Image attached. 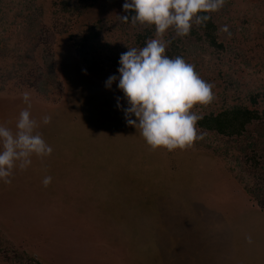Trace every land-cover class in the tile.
Masks as SVG:
<instances>
[{
  "label": "rangeland",
  "instance_id": "1",
  "mask_svg": "<svg viewBox=\"0 0 264 264\" xmlns=\"http://www.w3.org/2000/svg\"><path fill=\"white\" fill-rule=\"evenodd\" d=\"M4 1L12 22L5 35L20 29L12 19L18 7L12 5L21 2L23 7L30 4L50 26L75 24L66 13H52L49 5L55 0ZM85 5L79 7L86 12L83 16L93 11ZM222 9L216 15L227 12L222 20L247 37L246 52L252 49L248 54L253 57L247 58L252 67L239 69L237 77L246 89L258 87L264 93V49L255 50L253 44H264V0H225ZM173 35L177 37L174 31ZM99 40L98 57L90 67L81 48L63 61L84 75L75 72L71 77L70 87L81 89L73 103L57 61L45 69L52 75L40 89L18 75L0 86V109L5 108L0 124L15 131L17 117L27 107L22 93L29 91L32 118L40 122L52 116V122L41 123L37 131L53 149L43 160L34 156L26 171L16 169L11 184L0 180L2 247L24 254L26 261L34 257L37 263L32 264H264V211L250 207L238 173L242 153L235 143L228 157L221 156L224 146L216 144L215 154L204 143L173 152L150 150L126 122L123 109L128 103L118 80L106 87L110 76L119 77L120 55L128 47L138 48L133 29L110 28ZM41 49L35 48L33 59L42 66ZM5 56H14L19 64L25 57L19 50ZM25 61L33 72L34 63ZM234 63L233 70L241 64ZM221 68L230 70L228 65ZM25 70L18 73L26 74ZM207 105L195 111H210ZM46 176L52 177L48 187L42 184ZM3 261L0 256V264Z\"/></svg>",
  "mask_w": 264,
  "mask_h": 264
},
{
  "label": "trees",
  "instance_id": "2",
  "mask_svg": "<svg viewBox=\"0 0 264 264\" xmlns=\"http://www.w3.org/2000/svg\"><path fill=\"white\" fill-rule=\"evenodd\" d=\"M71 1L55 0L50 3L49 7L52 9L53 14L66 13L68 16L74 17L73 23L80 28L74 26L75 24L67 26L65 23L50 26L40 19V15L31 9L30 4L23 7L21 2L19 5L14 3L12 5L18 7L17 13L14 14L12 19L18 20L20 29L16 30L15 33L10 31L5 35L9 31L12 22H8L7 7L9 5L4 0H0V37H2L0 43L3 50L0 55V86L3 87L6 82L18 75L17 78L19 77L20 80L28 82L31 88L40 89L41 82L52 75H48L45 69H51L52 63L57 61L60 64L59 66L62 67L63 80L70 92L71 103H73V99L81 92V89L70 87L71 77L75 72H78L81 77L84 75L81 74V70H78L79 67L74 71L71 69L70 63L65 64L63 61L68 60L73 52L76 54L77 48H81V51L86 54L88 57L86 62L90 67V65L95 64L99 54L96 41H100V34L103 32L108 33L110 28L120 30L122 27H130L131 30L133 29L134 43L138 48L145 46L149 38H154V27L150 28L139 24L133 26L131 23L125 24L120 20L119 16L132 14L124 12L123 4L125 0H75L73 3ZM84 3L87 9L93 11L83 16L86 12H83L84 10L79 7L81 4L83 6ZM221 14L212 13L211 19L205 25L194 22L188 36L174 37L173 31L168 32L165 36V40L169 42L166 54L171 58L183 57L188 63L195 66V70L202 79L213 85L214 98L207 105L210 111L204 112L199 108L200 110L197 112L201 117L197 128L203 135V139L197 140L195 145L204 143V146L214 154L219 150L214 144L218 147L223 145L224 150L221 156L228 157V151L233 148L231 144L234 142L238 152L242 153V160L239 157L238 173L240 180L246 186L244 192H246V197L248 196L251 202L250 207L264 211V110L260 111L258 107L261 105L260 100H263L264 93L258 91V87L252 90L246 89V86L237 77L239 69L252 67L249 60L253 56L248 54L252 49H248L246 52L244 47L247 43V37L242 31H237L236 27H229L231 37L220 31L224 25L228 26V20H222L227 12ZM112 20H115L114 24L108 26L107 23ZM242 23H245V21L242 20ZM12 33L15 34L14 37H12ZM19 35L27 43L21 42L18 38ZM261 36H263V33ZM30 42L31 45L28 47ZM253 44L255 50L264 49L263 43ZM39 45L42 46L40 56L42 66L33 59L35 48ZM16 50L22 51L25 55V57H20L21 64L14 56L8 57V59L5 56V54L14 53ZM225 57L227 59L221 61ZM28 58L34 63L32 66L33 72L32 69H27L28 63L24 62ZM214 59H216V62L211 67L210 63ZM235 60L244 66L240 64L233 70ZM118 63L119 60L116 64ZM223 65L225 67L228 65L230 70L226 72L221 68ZM67 66L70 68L69 70H67ZM22 68L26 69L24 72L26 74L18 73ZM68 90L65 92L66 97ZM242 94L244 96L242 99L235 97ZM4 109H0L1 114ZM51 110L57 114L55 109ZM254 134H256V138L253 137ZM236 159L238 158L236 157ZM0 256H3V264H29V262L32 264V262H36V259L32 256L26 261L24 254L2 247L1 240Z\"/></svg>",
  "mask_w": 264,
  "mask_h": 264
},
{
  "label": "clouds",
  "instance_id": "3",
  "mask_svg": "<svg viewBox=\"0 0 264 264\" xmlns=\"http://www.w3.org/2000/svg\"><path fill=\"white\" fill-rule=\"evenodd\" d=\"M224 4L225 0H125L123 4L124 12L132 13L119 16L123 23L154 27L155 35L145 46L128 47L120 55L119 77L110 76L106 87L111 88L118 80L129 105L123 109L126 122L138 130L152 151L186 150L203 139L197 128L201 117L195 109L211 103L213 85L202 79L195 66L183 57L166 54L169 42L165 36L170 30L178 37L188 36L194 22L205 25ZM220 31L232 35L227 25ZM22 99L27 107L20 111L15 131L0 124V180L5 184L12 183L16 169L26 171L34 156L43 160L53 152L37 131L41 123L50 124L52 116L45 115L38 122L30 111L31 93L24 91ZM51 182V176L42 180L44 187ZM246 239L252 243L251 236Z\"/></svg>",
  "mask_w": 264,
  "mask_h": 264
}]
</instances>
